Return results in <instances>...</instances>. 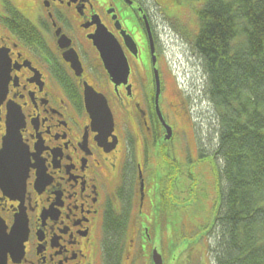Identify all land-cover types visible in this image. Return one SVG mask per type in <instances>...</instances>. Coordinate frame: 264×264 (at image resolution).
I'll return each mask as SVG.
<instances>
[{"label": "flooded vegetation", "instance_id": "1", "mask_svg": "<svg viewBox=\"0 0 264 264\" xmlns=\"http://www.w3.org/2000/svg\"><path fill=\"white\" fill-rule=\"evenodd\" d=\"M166 9L159 0H0V264H153L159 177L177 169L187 178L198 161L176 140L190 118L162 62L156 28L176 22ZM99 28L122 50L127 76L108 72ZM90 89L112 130L94 114L103 104H86Z\"/></svg>", "mask_w": 264, "mask_h": 264}, {"label": "trees", "instance_id": "2", "mask_svg": "<svg viewBox=\"0 0 264 264\" xmlns=\"http://www.w3.org/2000/svg\"><path fill=\"white\" fill-rule=\"evenodd\" d=\"M196 17L191 48L215 117L213 152L199 156L215 168L217 212L203 224L209 251L215 264H264V0H203ZM174 182L164 189L169 207L168 192L184 185Z\"/></svg>", "mask_w": 264, "mask_h": 264}, {"label": "rangeland", "instance_id": "3", "mask_svg": "<svg viewBox=\"0 0 264 264\" xmlns=\"http://www.w3.org/2000/svg\"><path fill=\"white\" fill-rule=\"evenodd\" d=\"M199 1L202 0H180V4L176 3V7L172 4L175 2L167 3L169 5L167 12L173 11L171 15L182 26H177L176 22H172L169 26L160 25L158 31L163 47L164 62L169 69L173 88L180 92L186 100L189 118L192 120V122L186 121L182 125V130L177 131L176 140L183 144L186 140L192 151L197 148L202 149L204 153H209L213 152L211 134L215 128L214 111L205 97L204 75L200 61L190 48L191 41H193L198 30L195 13ZM163 6L164 4L161 5V7ZM179 155L183 156L181 153ZM215 161L220 167V160L216 158ZM180 162L187 164L183 160ZM206 163L210 164V159H207ZM195 168L192 169L195 178L187 176L188 181L187 179L185 181L187 187H184L180 193L174 194V196L178 195L177 201L180 202L176 203L177 208H171L165 202L160 203L161 206L166 205L168 207L166 214L170 213L165 220L163 237L161 231L159 234V242L162 237L161 246L159 245L160 251H166L165 264H187L190 250H192V261L195 258V264L198 263L199 258L204 264H215L213 254L204 248V246L206 247L205 243L209 242L208 237L203 239L204 231L200 232L198 225L213 221L214 214L217 212L216 202H214L217 190L214 186V177L210 166L204 165L199 175L197 173L199 169ZM203 181H205L204 185ZM166 183V177H161L159 191H162V187ZM168 198L175 203V198L167 195ZM197 198L203 203L200 207H198ZM183 205L185 206L180 208ZM162 212L165 213V211ZM190 238H196L199 241L187 245L186 248L190 246L189 250L187 251L185 248L186 250L181 252L186 240ZM210 243L213 246L212 241Z\"/></svg>", "mask_w": 264, "mask_h": 264}, {"label": "water", "instance_id": "4", "mask_svg": "<svg viewBox=\"0 0 264 264\" xmlns=\"http://www.w3.org/2000/svg\"><path fill=\"white\" fill-rule=\"evenodd\" d=\"M100 34L101 35L98 36L97 44L101 50L102 55L106 58V60L107 59L109 60L110 68L109 67L108 68H109L110 73L112 75H116V76H119V74L126 75V73L128 71L127 70V64H126V61L123 57V54L121 53V51L119 50V48L117 46V44L114 41H112V39L109 36H107L106 34H104V33H100ZM106 42H107L109 48H106V47H108L106 45ZM89 101L90 102H96V101H103V99H91V98H89ZM89 101H87V105L90 104ZM101 109H103L105 112L104 116H103L104 120L106 119V121H107V124H105V126L109 128L108 130H111L112 129V120H111L110 112H109L107 107L106 108L101 107ZM166 134H167L166 137H169V135H170L169 129H167ZM7 145H8V141H5V143H4V149L5 150H7ZM140 177H141V174H140ZM142 190H143V183H142V181H140L141 195H142ZM153 259H154V264H161V259H160L159 255L156 254V256H154Z\"/></svg>", "mask_w": 264, "mask_h": 264}]
</instances>
